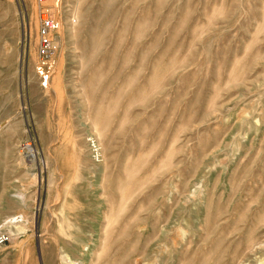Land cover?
<instances>
[{"label":"rangeland","instance_id":"374dc122","mask_svg":"<svg viewBox=\"0 0 264 264\" xmlns=\"http://www.w3.org/2000/svg\"><path fill=\"white\" fill-rule=\"evenodd\" d=\"M57 14L0 0V264H264V0Z\"/></svg>","mask_w":264,"mask_h":264},{"label":"built area","instance_id":"2783aa9c","mask_svg":"<svg viewBox=\"0 0 264 264\" xmlns=\"http://www.w3.org/2000/svg\"><path fill=\"white\" fill-rule=\"evenodd\" d=\"M38 18V56L41 61L47 59L52 50V39L59 30L61 20L57 14V0L53 6L47 4V0H36ZM4 242L0 236V245Z\"/></svg>","mask_w":264,"mask_h":264}]
</instances>
